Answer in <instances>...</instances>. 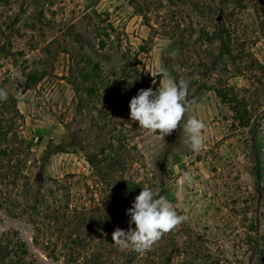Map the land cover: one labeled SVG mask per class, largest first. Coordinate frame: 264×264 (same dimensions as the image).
Masks as SVG:
<instances>
[{
    "label": "rangeland",
    "instance_id": "rangeland-1",
    "mask_svg": "<svg viewBox=\"0 0 264 264\" xmlns=\"http://www.w3.org/2000/svg\"><path fill=\"white\" fill-rule=\"evenodd\" d=\"M95 68L111 90L89 98ZM161 69L187 85L185 118L205 124L199 152L179 125L162 141L130 119V99L155 91ZM0 89V264H65L48 209L68 175L80 180L69 210L71 193L102 203L85 154L108 136L184 217L152 246L155 264H264V0H0ZM118 249L124 264L132 250Z\"/></svg>",
    "mask_w": 264,
    "mask_h": 264
},
{
    "label": "trees",
    "instance_id": "trees-1",
    "mask_svg": "<svg viewBox=\"0 0 264 264\" xmlns=\"http://www.w3.org/2000/svg\"><path fill=\"white\" fill-rule=\"evenodd\" d=\"M97 76V68L83 75V80L87 83L86 87H83V91L89 98L93 97L97 91L103 92L105 90V92H108L111 90L110 87H108V90L105 88V82L102 84L97 83ZM220 98L223 99L224 97L220 96ZM107 127V125L99 124L98 128L106 129ZM4 133V128L0 127V135ZM125 150L127 148L123 147L120 139L115 140L114 137L108 136L96 153L88 152L85 154V160L93 173L94 183L106 188L102 203L99 205L97 203L95 208L88 207L85 196L72 197L71 193V210L68 209L69 190L71 189L72 192V187L80 183V180H75L74 175H68V183L59 187V190H66L65 193L67 192L65 200L55 201L54 207L48 209L47 217H49L50 223L56 225V228L59 220L63 225L61 229L56 231L61 236V253L67 255L65 264H79L77 261L79 257L84 260L82 264L117 263L120 252L119 247L117 248L112 242V233L117 228L128 230L129 225L122 223L129 220L126 210L130 208L134 197L144 188L143 183L130 174V171L132 173L134 159L130 155H126ZM25 201L29 202L28 200ZM26 209H28V206ZM29 209L33 213H31L30 221L31 229L34 232L32 243L40 245L43 243V237L41 236L43 233L40 230V223L36 215L38 212L35 207ZM60 211H66V213H60ZM65 227L67 231L63 232L62 229ZM97 227L100 228V233L96 231ZM132 227L135 226L132 225ZM52 252L54 253V250ZM156 253L157 251L153 247L143 253L135 251L128 253L124 250L121 257H125L124 264H155ZM160 255L166 258L163 251L160 252ZM48 257L53 261H57L55 257ZM16 258L10 259L8 264H28L23 259Z\"/></svg>",
    "mask_w": 264,
    "mask_h": 264
},
{
    "label": "clouds",
    "instance_id": "clouds-1",
    "mask_svg": "<svg viewBox=\"0 0 264 264\" xmlns=\"http://www.w3.org/2000/svg\"><path fill=\"white\" fill-rule=\"evenodd\" d=\"M157 75L161 80L155 91L149 86L138 90L130 99L128 107L131 121L138 122V127L148 133H156L162 141L179 125L190 150L199 152L203 147L202 130L205 124L195 117L185 118L188 106L187 85L168 77L163 69ZM152 83L155 84L156 81L153 80ZM7 95V92L0 89V101L6 100ZM182 178L191 182V176L187 172ZM126 215L129 217L128 230L115 229L112 242L121 249H131L137 253L150 249L184 219L177 214L166 197L155 195L149 187L142 188L134 197Z\"/></svg>",
    "mask_w": 264,
    "mask_h": 264
}]
</instances>
